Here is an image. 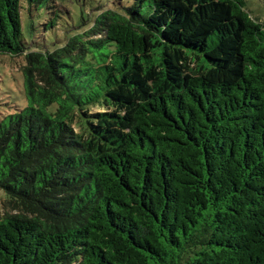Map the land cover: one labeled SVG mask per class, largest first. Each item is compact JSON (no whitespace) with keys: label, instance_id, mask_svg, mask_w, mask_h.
Listing matches in <instances>:
<instances>
[{"label":"trees","instance_id":"16d2710c","mask_svg":"<svg viewBox=\"0 0 264 264\" xmlns=\"http://www.w3.org/2000/svg\"><path fill=\"white\" fill-rule=\"evenodd\" d=\"M30 1L0 0L26 100L0 120V264H264V24L245 0H110L44 51L22 41Z\"/></svg>","mask_w":264,"mask_h":264},{"label":"rangeland","instance_id":"374dc122","mask_svg":"<svg viewBox=\"0 0 264 264\" xmlns=\"http://www.w3.org/2000/svg\"><path fill=\"white\" fill-rule=\"evenodd\" d=\"M116 2L117 0H113ZM125 1V0H124ZM123 2V1H121ZM110 0H31L22 3V41L29 49L52 50L89 27ZM252 18L264 24V0H245ZM23 57H0V120L26 104ZM0 201V213L2 212Z\"/></svg>","mask_w":264,"mask_h":264}]
</instances>
